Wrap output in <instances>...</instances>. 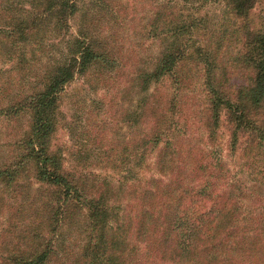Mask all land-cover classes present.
I'll return each instance as SVG.
<instances>
[{"label":"trees","instance_id":"trees-1","mask_svg":"<svg viewBox=\"0 0 264 264\" xmlns=\"http://www.w3.org/2000/svg\"><path fill=\"white\" fill-rule=\"evenodd\" d=\"M259 1L261 0H221L223 8L235 20H232V35L239 37L241 43L242 51L237 53L238 59L234 61L250 73L249 84L244 82L235 89L230 87L224 91L223 84L214 83L216 76H221L228 68L227 64H232L229 57L225 68L216 66L218 52L223 47L229 50V37H225L226 26L225 32L216 28L207 31L202 27L204 33L207 32L208 36L211 33L216 41L210 43V47L200 46L195 50L199 61L206 66L204 85L208 88L207 128L213 134L221 121L227 123L229 151L234 152L236 148L242 151V161L245 162L241 167H246L248 174L252 176V179L245 180L247 186H244L242 180L231 184L225 181L221 183L212 173H207L209 167L200 162L182 164L166 187H161L162 181L155 177L142 183V179L135 173V169L139 171L143 168L149 145L152 150L162 147L157 155L161 173L170 170L169 167L173 170L176 164L175 159L168 161L170 154L171 158L176 156L172 151L171 133L177 128L173 106L170 103L168 113L163 110L162 100H153L151 86L165 77H172L178 61L184 55L194 53L193 44L191 53L186 46L192 38L191 30L195 27V21L188 23L186 20H177L169 21L168 24H173L172 27L162 29L159 33L164 35V42L153 69L137 74L133 80L132 87H137L140 94L136 106L138 110L122 111V117L127 121L131 120V123L141 124L146 119L151 120V131L139 132L136 144L130 149L133 152L132 158L127 156L125 163L122 159L118 162V166L125 165V168L124 175L117 179L114 190L111 191L110 183L103 180V183L98 184L95 195L91 196L72 179L75 178L74 173L63 169L65 160L52 141L63 123L60 104L64 87L72 84L78 74L85 75L93 70L104 69L113 72L118 65L117 61L108 59L107 46L99 41L101 37L98 33L78 30L64 44L68 47L65 63L44 71V77L40 81V75L34 68L38 67L40 60L33 59V50L31 58L26 59L24 54L27 44H30L27 40L30 39H33L32 45L48 47L46 38L36 37L37 14L16 17L15 14L20 11L15 8L20 4L16 2L12 6L9 0L0 9V44L4 41L12 50L5 62L7 65L16 64L17 67L23 69L24 66L28 69V73L18 79L10 76V81L3 85L0 83V117L8 121L19 119L21 115L28 117V132L18 143L13 161L0 168V183L8 188L12 187L13 181L19 178L21 169L31 160L35 166L34 178L37 183L57 189L56 204L71 197L78 201L87 212L88 222L83 247L81 253L77 254L80 255L79 258H73L76 260L74 264H132L128 263L131 262L129 257L132 253L133 264H242L238 262V258H248L255 261L253 264H264V23L260 27H252L247 19ZM58 6L60 18L54 20V29L56 32H67L66 22L75 14L74 5H68L65 0ZM66 10L68 17L64 19ZM4 16L8 17L6 21L2 20ZM160 20V13L151 20L149 36L155 37V33L160 31L157 27ZM50 60L54 62L53 58ZM218 70L219 73H216ZM5 73H8L6 69H0V77ZM125 93L126 91L123 94ZM101 138H106L103 132ZM133 140L134 137L131 138ZM115 145L117 148L122 145L120 138ZM5 146L7 145L1 144L0 147ZM102 147L103 145L97 144V148L88 150L82 157L76 152L77 159L80 161L82 158L86 162L94 156L102 158L105 156ZM121 147L122 151L128 153L127 145ZM187 154H190L189 149ZM133 181L136 185L132 187V193H136L140 204L135 213L129 215L128 221L122 224L119 219L121 206L115 202L108 203L107 198L118 196ZM171 187L173 189L170 191ZM60 208L62 206L57 205V217L53 214L47 219L51 222V227H47L45 234L36 237L40 243L37 245L38 250L34 247L37 251L34 255L22 256L9 252L7 258H2V264H47L51 258L58 256L61 248L54 244V239L60 235ZM128 232L135 242L131 249H128L126 238ZM248 259L243 264H248Z\"/></svg>","mask_w":264,"mask_h":264},{"label":"rangeland","instance_id":"rangeland-1","mask_svg":"<svg viewBox=\"0 0 264 264\" xmlns=\"http://www.w3.org/2000/svg\"><path fill=\"white\" fill-rule=\"evenodd\" d=\"M31 1L9 0V3L12 6L16 2L20 4L15 10L22 14L18 12L19 14H15L16 17L37 14L36 37L46 38L49 48L40 47V44L32 45L33 39H30L27 40L30 44H27L24 54L26 59L31 58L30 53L33 50V59L40 60L38 67H34L36 73L40 75V81L44 77V71L47 72L50 67L55 68L65 63L68 47L64 44L73 38L78 30L98 33L101 37L99 41L107 46L108 59H114L118 64L113 72L104 69L103 71L93 70L85 75H76L73 83L64 87V93L61 95L60 111L63 115V123L52 142L63 155L65 160L63 169L74 173L75 178L72 177V179L84 187L88 195H95L98 184L103 183V180L110 183L111 191L114 190L117 179L124 175L125 165L120 167L118 162L122 159L125 163L128 160L127 156L132 158L131 148L136 144L139 132L151 131L150 126L153 123L150 122L151 120L146 119L141 124L131 123V120L127 121L122 117V111L137 109L140 94L137 87H132L133 80L137 74L153 69L164 42V35L159 33L162 29L172 27L173 24H168L169 21L177 20H186L188 23L195 21V27L193 26L191 30L192 38L186 46L191 53V44H193L194 53L186 54L182 60L178 61L173 69L172 77H165L151 86L153 100H162L163 110L168 113L170 103L173 106L177 128L171 133L172 151L176 153V156L171 158L172 154H170L168 161L175 159L176 164L173 170L169 167L170 170H164L161 173L157 155L162 147L152 150L149 145L143 160L144 166L139 171L135 169V173L142 179V183L155 177L162 181L161 187H166L182 164L200 162L209 167L206 172L212 173L213 177L221 183L225 181L231 184L233 181L242 180L244 186H247L245 180L252 179V176L248 174L246 167H241L245 162V160L242 161V151L237 148L234 152L229 151L227 123L221 121L213 134L207 128L208 88L204 85L206 66L199 61L195 53L200 46L210 47V43L216 41L211 33L210 36L206 35L207 32L204 33L202 27L207 31L216 28L225 32L226 26L225 37H229V50L223 47L218 52L216 66L225 68L229 57L232 64H227L228 68L220 74L222 77L216 76L217 80L214 83L223 84L224 91L230 87L235 89L237 85L244 82L249 84L250 73L234 61L238 59L237 53L242 51L241 43L239 37L232 35L231 26L235 20L223 8L221 0H186V3L184 0H67L68 5L73 4L75 8V14L66 22L67 32H56L54 29V20L60 18L58 5L65 0ZM6 3L8 0L0 2V9ZM64 13H66L64 19H67V10ZM158 13L161 16L157 25L160 31L155 33V37L149 36L151 20ZM13 15L14 13L9 17ZM7 19L8 17L4 16L2 20ZM247 19L252 27H260L264 23V0L254 6ZM96 38L99 39V37ZM11 52L6 42L2 41L0 69L8 71L0 77L2 85L10 81L8 80L10 76L18 79L28 73V69L24 66L22 69L16 64H6V58ZM52 58L54 62L50 60ZM216 73H219V70ZM13 90L17 92L16 89ZM124 91H126L125 95ZM21 116L19 119H9V121L0 117V146L7 145L0 147L1 169L13 161L12 158L18 150V143L28 132L26 123L28 117ZM102 132L106 137L105 140L101 138ZM132 137H134L133 141H131ZM119 138L123 146L127 145L128 153L121 150L122 145L116 147L115 144ZM97 139L100 140L97 142ZM97 144L103 145L104 157L95 158L94 156L88 160L89 163L84 162L82 158L80 161L77 159L76 152H79L82 157V154H87L88 150L97 148ZM188 149L190 154H187ZM101 154L103 155V152ZM28 162L24 165V169H21L19 178H16L17 181H13L12 187L8 188L0 183V264H2V258L8 257L9 252L22 256L34 255L37 252L34 247L38 250L37 245L40 242L36 237L45 234L47 227H51V222L47 219L53 214L57 217V205L62 206L63 209L60 208L58 213L60 235L54 239V244L59 245L61 250L59 255L51 258L47 264H74L76 260L73 258H79L80 255L77 254L81 253L80 250L83 247L88 222L87 212L73 197L65 198L61 203L56 204L57 189L37 183L34 178V163L31 160ZM130 185L121 190L118 196L107 198L108 203L115 202L116 205L121 206L119 219L122 224L128 221L129 215L135 213L136 207L140 204L136 193H132V187L136 184L133 181ZM158 186L160 187L159 183ZM172 189V187L169 188L170 191ZM126 235L128 249H131L135 243L134 238L129 235V232ZM133 258L134 253L129 257L131 262L128 263L133 264ZM247 259L238 258V262L243 264ZM248 261V264L255 262L249 259Z\"/></svg>","mask_w":264,"mask_h":264}]
</instances>
